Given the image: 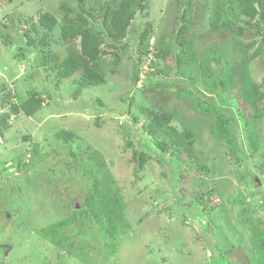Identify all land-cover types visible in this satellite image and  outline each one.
I'll return each mask as SVG.
<instances>
[{
    "label": "rangeland",
    "instance_id": "obj_1",
    "mask_svg": "<svg viewBox=\"0 0 264 264\" xmlns=\"http://www.w3.org/2000/svg\"><path fill=\"white\" fill-rule=\"evenodd\" d=\"M104 1L114 7L119 0H86V7L98 13ZM145 1L148 7L135 23L152 26V51L163 35L170 41L182 5L191 8L192 79L151 54L140 62L135 82L138 60L129 35L101 59L106 82L81 88L82 71L68 79L57 75L58 63L77 48L78 41L65 40L61 32L66 8L76 10L77 0H0V115L11 123L8 129L0 125V264H264L258 234L264 230V118L256 126L255 150L246 124L253 110L241 94L242 86L254 83L264 91V52L250 58L263 36L246 21L232 30L211 27L217 4L229 8L233 0ZM43 11L58 18L53 31L39 24ZM207 56L232 63V77L220 93L209 90L201 67ZM33 91L44 93L46 104L33 116L14 114L10 103ZM200 96L232 111L245 151L214 138L211 116L196 108ZM145 109L169 112L178 129L191 131L198 159L163 149L169 140L148 134ZM62 129L78 134L71 142L78 152L87 145L102 151L126 202L131 227L114 253L107 254L98 225L76 237L70 252L41 233L81 209L87 191L80 165L56 138ZM140 149L153 155L142 166L134 160Z\"/></svg>",
    "mask_w": 264,
    "mask_h": 264
},
{
    "label": "trees",
    "instance_id": "obj_2",
    "mask_svg": "<svg viewBox=\"0 0 264 264\" xmlns=\"http://www.w3.org/2000/svg\"><path fill=\"white\" fill-rule=\"evenodd\" d=\"M231 3L233 7L229 8L217 4L210 19V25L213 28L232 30L238 24L246 21L245 24H248L250 28L255 27L263 36L261 43L251 54L250 58L255 59L264 52V30L261 29L264 25V0H233ZM62 7L66 8L65 5ZM147 7L148 3L145 0H119L114 7L110 2L104 1L101 2L97 10L98 13H96L95 8L86 7V0H77L76 10L66 8L64 23L61 25L62 37L65 40H76L78 43L77 48L71 47L68 55L58 63V77L68 79L75 73L82 71L79 80L81 88L104 84L106 71L103 69L101 59L109 53L110 48L117 47L118 42L132 35L134 37L132 46L136 50L135 58L138 60L135 82L140 78V62L143 59L145 61L147 56L151 54L167 60L168 65L172 61L180 76L192 79L193 75L190 73L189 67L194 57L195 40L189 35L193 26L190 15L191 8L186 4L182 5L180 17L170 41H167L166 36L163 35L159 44L154 45V51H152L149 43L152 26L135 23L138 12ZM71 12L75 14L71 15ZM38 22L43 28L50 31L59 25L58 18L49 11L41 12ZM32 26H35L34 23ZM238 33H242L240 28H238ZM252 46L253 43L248 44L246 50L250 51ZM41 58L44 63L45 57L41 56ZM214 59L217 60L215 66H210L211 60ZM150 61L152 63L153 60H148L147 63ZM231 64L229 61L216 58V56L213 58L207 56L206 61L203 60L201 67L208 74L211 92L220 93L225 90L232 77ZM193 86L191 85L190 92ZM242 88L243 86L241 87V94L244 102L253 110L252 120L246 123L249 129V142L251 147L257 150L259 148V136L256 126L258 121L264 118V91L257 83H254L251 88ZM13 94L8 93L7 96ZM202 96L195 97L196 108L198 111L211 116V133L214 138L224 142L228 147H238L245 151L242 140L238 138L240 131L232 119V111L204 102ZM44 102V93L42 96V93L33 91L24 101L10 103V108L14 114L22 113L33 116L43 107ZM144 114L148 134L155 138L164 136L169 140L168 146L165 145V147L161 144L163 149L174 154H186L189 158L198 159L194 134L189 130L181 131L178 129L173 124V116L169 112L160 113L145 109ZM0 125L3 129H8L11 126L8 117L5 118L0 115ZM0 134H3L1 127ZM56 138L67 145L71 152L70 155L80 165L78 167L79 172L87 178V191L81 209H76L72 216L44 227L41 231L42 235L51 243L63 248L65 252H70V246L75 244L76 237L82 236L88 227L98 225L100 235L108 242L110 252L107 254L114 253L119 247L117 239L126 234L131 225L126 212V202L120 194L116 179L110 171L102 151L94 149L91 145H87L84 150L77 146L79 150H82L80 152L75 150L71 142L76 141L79 137L72 130L62 129L57 132ZM35 146H39V144ZM35 151L37 152V149ZM147 157L148 159L153 158L151 150L134 152V160H137L140 166L143 165ZM158 159L163 161L162 155ZM199 164L201 168L207 169L203 163ZM258 234L262 239L261 248L264 249V230L260 229Z\"/></svg>",
    "mask_w": 264,
    "mask_h": 264
},
{
    "label": "clouds",
    "instance_id": "obj_3",
    "mask_svg": "<svg viewBox=\"0 0 264 264\" xmlns=\"http://www.w3.org/2000/svg\"><path fill=\"white\" fill-rule=\"evenodd\" d=\"M46 104V102H44V104L43 105H45ZM28 116V115H27Z\"/></svg>",
    "mask_w": 264,
    "mask_h": 264
}]
</instances>
